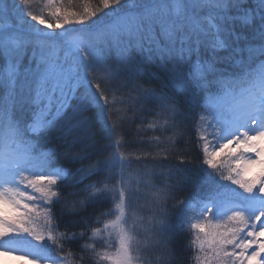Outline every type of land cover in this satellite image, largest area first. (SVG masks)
Returning a JSON list of instances; mask_svg holds the SVG:
<instances>
[{"label": "snow or ice", "instance_id": "obj_1", "mask_svg": "<svg viewBox=\"0 0 264 264\" xmlns=\"http://www.w3.org/2000/svg\"><path fill=\"white\" fill-rule=\"evenodd\" d=\"M62 2L47 0L56 23L34 14L30 0L0 7V24L12 21L0 27V245L16 251L11 237L46 242L54 258L33 264H67L65 244L99 222L87 210L118 195L115 219L92 228L94 237L107 234L104 245L81 251L93 264L144 262L148 246L125 214L138 192L127 171L140 158L120 142L96 153L95 110L103 108L111 145L124 123H112L115 102L127 111L152 106L181 138L196 110L207 113L197 124L213 130L211 142L200 137L197 165L218 183L203 195L201 172L155 162L166 169L151 172L163 178L150 185L157 264H179L169 244L185 228L197 264H264V0H80L82 10ZM154 62L161 74L147 72ZM115 93L121 98L110 101ZM193 203L199 212L189 216ZM61 217L77 219L61 225ZM77 227L83 232L68 230Z\"/></svg>", "mask_w": 264, "mask_h": 264}, {"label": "trees", "instance_id": "obj_2", "mask_svg": "<svg viewBox=\"0 0 264 264\" xmlns=\"http://www.w3.org/2000/svg\"><path fill=\"white\" fill-rule=\"evenodd\" d=\"M13 0H6V4H11ZM91 4L94 6L97 3V0H90ZM32 3V2H31ZM44 1L38 2V4L34 5V7L42 6ZM5 4V5H6ZM58 6L62 7H71L73 10H82V4L80 0H72L71 4H69L68 0H63L62 4ZM51 6H46L43 10L51 14L52 11ZM34 12L36 11L33 10ZM46 14V13H45ZM50 22H53L54 19L52 17H48ZM56 22V21H54ZM72 35H75L72 33ZM133 56H137L136 52L133 51ZM115 55V53H113ZM137 58H139L137 56ZM228 71H231L229 69ZM147 72H156L159 73L157 68V63L154 62L151 65L147 66ZM147 72L142 74V78L145 80L148 79ZM234 77L226 76L225 79H231ZM216 89L214 88L211 93L214 94ZM120 94H110L109 100L116 101L119 100ZM203 104L204 101L201 100ZM75 104L73 103V107ZM128 104L121 103H113V115H112V123L116 125H120L123 120L124 123L121 127L117 128L116 133L112 136V144L108 143V133H109V124L107 122L105 113L102 107H98L95 110V125L97 129V148L96 153L108 152L111 147L115 145L116 142H120L122 145L120 151L123 152L126 156H131L133 160H136L137 157L140 158L139 164H132L127 171V179L129 180V186L132 189H138L136 195L132 197V202L134 200H138V205L136 209L139 211L136 212L132 210V214L130 215V211H126L125 214L129 217V222L135 220L137 217L144 218V221L148 226H151L153 223V211H152V194L156 191L155 188L150 187V185L160 186L159 179L163 178H155L151 175L153 170L159 172L162 170H166L162 167H157L155 162L159 160H164V163L171 165H179L182 168L188 169L190 171H198L201 172L203 176H205L207 183L202 187L200 191V195H203L204 192L208 191L210 187L214 183H218V180L215 176L210 173V170H207L202 165H197L198 161L203 159V141L200 139L201 136L207 135L208 140L212 141V136L210 133L213 131L212 129L207 128L206 124L198 125L197 121L201 116L206 115V112H201L196 110L193 113L194 118L190 121L191 131L181 138L180 132L181 129L176 128H168L167 123L165 122L164 117H158L151 109L152 106H147L143 112L139 111L140 106L137 105L133 111H127ZM158 112V109L156 110ZM126 118V119H125ZM163 128H168L167 131H163ZM199 129V130H198ZM206 129V131H205ZM159 145V147H158ZM167 149V151H165ZM167 157V159H165ZM183 161V163H181ZM119 191V188L117 189ZM197 193H190L191 195H196ZM184 194H180V198H182ZM119 202V197L117 195L116 199H103L95 202L90 208L87 210V214L90 215L93 221L99 219L98 223H93L87 231V235L83 238H78L74 241H71L65 244V252L69 253L70 257H73L76 262L80 264H93L94 257L89 259L88 256L85 255L84 252L81 251L85 246H92L97 251L101 249L104 245L105 240L107 239V235L103 236H93L92 228H102L103 224L107 223L109 220L115 219L117 210L116 204ZM126 205L128 203L126 199ZM141 203V204H140ZM190 210L188 215H193L194 212H199V208L193 203L190 205ZM112 210V215H104L101 217L99 214L101 212L107 213L108 210ZM57 213L59 214V209L57 208ZM216 213L218 215L223 214L222 208H217ZM140 215V216H138ZM140 217V218H141ZM77 219L75 217H61L58 221L61 225L69 223V221ZM69 231L83 232L82 228H69ZM65 229L61 226L58 229V232H64ZM193 233L189 231L187 228L183 232H177L176 235L172 238L171 243L169 244V248L174 250L177 256L179 257V264H197L196 249L192 246ZM16 244H19L15 242ZM42 245L40 249L31 246V248L37 249L38 251H53L51 246L45 243H40ZM49 248V249H48ZM110 251H114V248L109 249ZM147 252V251H146ZM54 255V252H51ZM144 257V262L141 264H157V261L152 262V255L149 253L141 254ZM84 257V259H80Z\"/></svg>", "mask_w": 264, "mask_h": 264}, {"label": "rangeland", "instance_id": "obj_3", "mask_svg": "<svg viewBox=\"0 0 264 264\" xmlns=\"http://www.w3.org/2000/svg\"><path fill=\"white\" fill-rule=\"evenodd\" d=\"M40 1H44L43 5L35 8L34 5L36 3L38 4V2H40ZM31 2L33 4L34 3L35 4L33 5ZM5 4H6V0H0V7H3ZM46 6H50L47 3V0H30V9L32 11L36 9V11L35 12L33 11V13L37 14V15H43L44 18L46 20H48V17L49 16L52 17V16H51V14L48 15L47 12L43 11L46 8ZM54 21H53V23H56ZM32 23H37V22H32ZM4 26H12V21L11 20H5L3 22V24H0V27H4ZM40 27H44V26L41 25ZM55 31L61 32L62 29H56ZM74 34L77 35L78 33H74ZM137 205H138V200L135 199L134 203L132 202V207L131 208L126 207L125 212L130 211V209H131L130 215H133L132 210H135L136 212L139 213V211L136 209ZM138 216H140V215H138ZM140 217H137L135 220H132L129 223H134L137 226L139 234L138 235H137V233H133V234L136 235L137 240L140 241L141 248L148 246L147 252H141V254H144V255L146 253L151 254L152 258H153L152 262H155V261H157V258L160 256L161 250L160 249L154 250L153 246L156 243V238L153 236L151 231H149V229L151 228L152 225L148 226L146 224V222L144 221V218H142V217L140 218ZM104 235H107V234H104ZM10 239L14 242H17V243L25 246V247H20L22 249L17 248L16 251H12V250H10L9 246L0 245V264H33L32 258H35L41 262H43L44 260H49V259H43V258H45V257H43L45 254L41 251H38L37 249L36 250L40 253V255H39L40 257L36 256L33 251L25 250L27 248H31V246H34V247L40 249V247L42 246V245H40V243L39 244L35 243V242L31 241L30 238H27V237H11ZM4 243H5V241H0V244H4ZM31 249H33V248H31ZM49 255L54 257V255L51 253V251H49ZM51 260H49V261H51ZM67 264H80V263L76 262L73 257L68 256L67 257Z\"/></svg>", "mask_w": 264, "mask_h": 264}]
</instances>
